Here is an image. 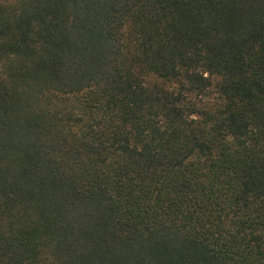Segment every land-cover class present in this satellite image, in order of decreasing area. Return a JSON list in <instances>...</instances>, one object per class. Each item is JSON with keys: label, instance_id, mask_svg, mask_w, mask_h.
<instances>
[{"label": "trees", "instance_id": "obj_1", "mask_svg": "<svg viewBox=\"0 0 264 264\" xmlns=\"http://www.w3.org/2000/svg\"><path fill=\"white\" fill-rule=\"evenodd\" d=\"M0 264H264V0H0Z\"/></svg>", "mask_w": 264, "mask_h": 264}]
</instances>
